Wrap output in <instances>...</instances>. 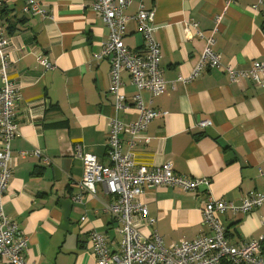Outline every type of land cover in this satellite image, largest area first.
<instances>
[{
  "label": "crops",
  "instance_id": "crops-1",
  "mask_svg": "<svg viewBox=\"0 0 264 264\" xmlns=\"http://www.w3.org/2000/svg\"><path fill=\"white\" fill-rule=\"evenodd\" d=\"M38 1L48 16L25 12V0H0V29L9 39L7 74L19 87V133L11 141L12 177L3 210L28 236L27 264H96L90 230L104 234L108 248L117 250L120 223L102 210L114 197L101 184L94 196L72 199L83 174L76 154L91 152L102 163L108 161V123L113 117L124 123L136 120L132 106L138 91L123 72L125 107H115L109 62L93 57L109 29L86 0ZM257 1L234 0L226 9V0H132L124 10L123 42L142 51L143 35L132 16L140 2L154 9L153 37L160 44V67L168 82L157 96L140 91L145 104L165 114L149 123L148 143L136 138V161L156 166L170 160L181 175L210 178L207 190L194 193L172 186L144 189L141 200L154 221L142 228L143 234L157 232L164 245L209 232L202 210L210 197L238 205L249 192L264 191V86L249 78L232 82L215 67L178 80L190 75L205 46L200 36L185 33L192 20L208 36L222 14L212 49L223 64L246 67L264 59V19L251 8ZM39 53L53 68L38 64ZM3 83L0 75V87ZM205 119L210 123L199 126ZM126 137L121 136L124 150ZM34 148L49 162L43 156H19V151ZM220 219L231 243L264 237V207L248 214L227 210Z\"/></svg>",
  "mask_w": 264,
  "mask_h": 264
},
{
  "label": "built area",
  "instance_id": "built-area-1",
  "mask_svg": "<svg viewBox=\"0 0 264 264\" xmlns=\"http://www.w3.org/2000/svg\"><path fill=\"white\" fill-rule=\"evenodd\" d=\"M89 6L100 16L109 32L101 41L100 49L93 54L97 60H107L110 65L111 88L117 109L125 107V93L121 74L127 72L131 83L136 87L133 108L137 113L134 122L124 123L113 117L106 132V155L108 161L102 163L91 152H78L83 165V174L75 188L73 200H82L84 195L94 196L96 184H101L104 191L114 197L109 203H103L102 210L110 213L120 223L119 247L110 250L106 236L96 230H90L89 241L96 264H264L262 239L252 238L245 243H231L226 237L225 227L220 215L229 210L233 213H251L255 208L264 207V191L249 192L237 205L233 201L210 197L203 207V221L209 232L193 239L180 238L169 245H164L161 236L153 231L144 235L142 228L154 221L148 216V208L141 200L146 187L172 186L186 192H197L201 187L208 189L210 178L194 177L175 172L172 162L166 160L160 165L137 162L134 157L136 138L143 137L144 143L150 141L145 134L149 123L165 114L161 109L145 104L140 94L147 90L153 96L162 94L168 82L162 76L160 67V44L153 37L154 9H146L140 2L138 12L132 16L144 39L142 51L135 50L123 42L125 23L128 16L124 10L132 0H86ZM234 0H226L225 8ZM264 19V0L251 5ZM24 11L48 16L38 0H25ZM222 14L215 17V25L208 36H203L198 29V22L192 20L185 24L184 30L189 37L200 36L205 46L198 62L187 77L178 80L188 81L199 75L205 67H215L226 72L230 81L249 78L259 86H264V59L252 60L246 67H234L221 62V56L212 49L215 32L218 30ZM9 39L0 29V75L4 83L0 87V264H27L25 255L28 236L19 228L15 219L3 210V194L12 177L11 141L19 133L15 121V103L19 99L18 85L8 77ZM36 61L44 69L53 68L46 55L39 53ZM208 119L200 120L198 125L205 127ZM122 134H127V149H122ZM28 155L48 158L38 148L19 151L20 157ZM85 216L81 217L84 220Z\"/></svg>",
  "mask_w": 264,
  "mask_h": 264
},
{
  "label": "trees",
  "instance_id": "trees-1",
  "mask_svg": "<svg viewBox=\"0 0 264 264\" xmlns=\"http://www.w3.org/2000/svg\"><path fill=\"white\" fill-rule=\"evenodd\" d=\"M200 73H201V72H200ZM200 73H199V74H200ZM263 252H264V248H263Z\"/></svg>",
  "mask_w": 264,
  "mask_h": 264
},
{
  "label": "rangeland",
  "instance_id": "rangeland-1",
  "mask_svg": "<svg viewBox=\"0 0 264 264\" xmlns=\"http://www.w3.org/2000/svg\"><path fill=\"white\" fill-rule=\"evenodd\" d=\"M227 9V8H226Z\"/></svg>",
  "mask_w": 264,
  "mask_h": 264
}]
</instances>
